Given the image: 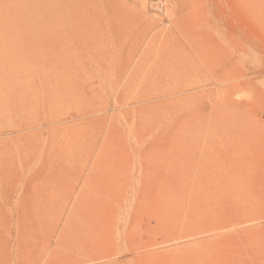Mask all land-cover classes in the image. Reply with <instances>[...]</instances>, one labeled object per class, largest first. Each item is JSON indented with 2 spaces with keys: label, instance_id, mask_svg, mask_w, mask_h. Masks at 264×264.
Segmentation results:
<instances>
[{
  "label": "rangeland",
  "instance_id": "rangeland-1",
  "mask_svg": "<svg viewBox=\"0 0 264 264\" xmlns=\"http://www.w3.org/2000/svg\"><path fill=\"white\" fill-rule=\"evenodd\" d=\"M45 1L0 0V264H264V0Z\"/></svg>",
  "mask_w": 264,
  "mask_h": 264
},
{
  "label": "bare ground",
  "instance_id": "bare-ground-1",
  "mask_svg": "<svg viewBox=\"0 0 264 264\" xmlns=\"http://www.w3.org/2000/svg\"><path fill=\"white\" fill-rule=\"evenodd\" d=\"M52 1H54V4H56V1L57 0H49V1H45L47 4H50L51 5V2ZM87 1H89V0H87ZM101 1V0H100ZM104 1V0H103ZM107 1V0H106ZM112 1H114V0H112ZM121 1V0H120ZM126 1V0H125ZM76 2V1H75ZM122 2V1H121ZM53 3V2H52ZM115 3H116V1H115ZM124 3V2H123ZM126 3V2H125ZM131 3V2H130ZM83 4V3H82ZM128 4V3H127ZM115 5V4H114ZM57 6L59 7V10H61V11H63V12H66L68 15L69 14H72V9L75 7V3H74V0H58V3H57ZM118 6H120V4L118 5ZM122 6H123V4H122ZM130 6H132L133 7V5H130ZM129 6V7H130ZM48 7H49V5H48ZM85 7H86V5H85ZM94 8V7H93ZM107 8V7H106ZM112 8H113V6H112ZM241 9V11H243V13H244V15L245 16H247V17H243V19H244V21L245 22H247V18H248V8H247V0H242V2H241V4H240V6L238 7V9ZM102 9V8H101ZM117 9V8H116ZM237 9V10H238ZM103 10H105V9H103ZM108 10H110V9H108ZM107 10V11H108ZM114 10V9H113ZM133 10V9H132ZM81 12V11H80ZM86 12V11H85ZM82 13V12H81ZM112 13V12H111ZM114 13V12H113ZM112 13V14H113ZM78 14H80V13H78ZM85 15H86V13H84ZM84 14H83V16H84ZM87 14H88V12H87ZM91 14V13H90ZM120 14V13H119ZM77 15V14H76ZM76 15H75V17H76ZM81 15V14H80ZM79 15V16H80ZM108 15V14H107ZM121 15V14H120ZM238 15V14H237ZM78 16V17H79ZM82 15L79 17V18H81V17H83ZM88 16V15H87ZM98 16V15H97ZM63 17V16H62ZM78 17H76V19L78 18ZM86 17V16H85ZM104 17V16H103ZM112 17V16H111ZM65 18V17H64ZM84 18V17H83ZM122 18V17H121ZM91 19V18H90ZM102 19H104V18H102ZM85 20H87V19H85ZM95 21H98V20H95ZM101 21V20H100ZM103 21V23H104V25H105V21L106 20H102ZM111 23V22H110ZM114 23V22H113ZM91 25V24H90ZM96 25V24H95ZM114 25V24H113ZM118 25H119V23H118ZM100 26V25H99ZM115 26H116V24H115ZM114 28V27H113ZM104 29V28H103ZM107 29V28H106ZM106 29H105V31H106ZM116 29V28H115ZM114 29V30H115ZM113 29H112V31H114ZM110 31V30H109ZM116 32V31H115ZM118 32H119V30H118ZM118 32H116V34L118 35ZM98 34V33H97ZM111 34V33H110ZM113 34H115V33H113ZM97 36V35H96ZM119 36V35H118ZM116 37V36H115ZM119 38V37H118ZM120 38H121V36H120ZM100 39H102V38H100ZM108 39V38H107ZM119 40V39H118ZM103 41V40H102ZM102 41H100V42H102ZM92 43V42H91ZM98 43V42H97ZM95 44V43H94ZM102 45V44H101ZM93 46V45H92ZM95 46V45H94ZM226 47V46H225ZM224 48L223 47H220L219 49H217V48H215V50H217L218 52H221L222 50H223ZM226 49H227V47H226ZM225 49V50H226ZM194 192V191H193ZM196 192V191H195ZM197 194V193H196ZM179 201V200H178ZM177 201V202H178ZM181 202V201H180ZM179 202V203H180ZM184 204V203H183ZM177 205V204H176ZM185 205V204H184ZM189 211V210H188Z\"/></svg>",
  "mask_w": 264,
  "mask_h": 264
}]
</instances>
